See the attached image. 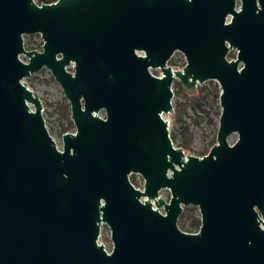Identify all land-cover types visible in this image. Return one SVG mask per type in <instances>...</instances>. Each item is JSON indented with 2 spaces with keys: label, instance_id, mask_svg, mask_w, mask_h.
Wrapping results in <instances>:
<instances>
[{
  "label": "water",
  "instance_id": "1",
  "mask_svg": "<svg viewBox=\"0 0 264 264\" xmlns=\"http://www.w3.org/2000/svg\"><path fill=\"white\" fill-rule=\"evenodd\" d=\"M259 3L0 0V264H264ZM43 67L69 103L61 145L24 80ZM174 80L188 94L217 82L205 153L170 137Z\"/></svg>",
  "mask_w": 264,
  "mask_h": 264
},
{
  "label": "rangeland",
  "instance_id": "2",
  "mask_svg": "<svg viewBox=\"0 0 264 264\" xmlns=\"http://www.w3.org/2000/svg\"><path fill=\"white\" fill-rule=\"evenodd\" d=\"M25 46L38 47L41 42L39 34H24ZM172 61L173 66H183L185 59L180 51H174L173 55L169 59ZM26 84L34 90L38 96L44 101L43 112L50 130L56 140L60 143L59 136L57 134L58 126L63 123V118L59 115L56 110L57 104L60 103L63 98H65L60 85L54 80L50 72L46 68H42L39 71L32 74L29 78H24ZM175 80L173 81V91H176ZM217 84L214 80H206L201 85V95L199 108L195 103H192L182 97H179L173 93L172 98L173 113L178 109L177 102H184L186 104L185 111L181 115L183 124L174 119L173 113L168 114L167 117L170 118V137L181 143L182 142V125L187 126L188 132L191 137L189 144V150L187 152H207L208 149L213 144V138H215L217 125H218V115L220 107L218 101H215L212 94L210 93V88ZM197 92V89H196ZM195 92V93H196ZM67 101V99L65 98ZM208 112L206 114L202 111ZM183 218L178 220V224L184 228H190L192 223L199 219V211L197 206L186 205L182 210ZM99 240L108 248H111V240L109 238V230L105 224L101 225L100 238Z\"/></svg>",
  "mask_w": 264,
  "mask_h": 264
},
{
  "label": "trees",
  "instance_id": "3",
  "mask_svg": "<svg viewBox=\"0 0 264 264\" xmlns=\"http://www.w3.org/2000/svg\"><path fill=\"white\" fill-rule=\"evenodd\" d=\"M37 3H41V2H52L54 0H36ZM41 47V42L38 45V47L36 48H40ZM28 48H35V47H28ZM234 56L233 53H229L228 57L232 58ZM168 63L172 64V61H168ZM175 85H176V91L175 94L179 97H182L192 103H195L199 108L201 107L200 104V98L202 97L201 95V91L202 88L201 87H197V92L194 94H188L185 92V90L183 89L182 85L180 84L179 81L175 80ZM210 93L212 94L213 98L215 101H218V94H219V88L217 84H214L211 88H210ZM178 105V109L174 111L173 116L174 119L179 121L181 124H183V121L181 119V115L182 113L185 111L186 108V104L184 102H177ZM56 110L58 111L59 115L68 122L67 126H63V123H60L61 125V133L67 131L69 126H72V120L70 118V111H69V103L65 100V98H63V100L57 104ZM203 112H205L206 114H208V112H206L205 110L202 109ZM217 115H219V112L217 113ZM182 142L180 144H178V146H181L184 150H189V144L191 141V137L190 134L188 132L187 126L182 125ZM215 142V138H213V143ZM212 145V144H211ZM205 153V152H204ZM131 181L133 183H136L134 181L133 178H130ZM183 218V213L181 212L178 220H181ZM199 219H197L196 221H194V223H192V225L190 226V228L185 229L186 231L189 232H193L196 231L198 229L199 226Z\"/></svg>",
  "mask_w": 264,
  "mask_h": 264
},
{
  "label": "flooded vegetation",
  "instance_id": "4",
  "mask_svg": "<svg viewBox=\"0 0 264 264\" xmlns=\"http://www.w3.org/2000/svg\"><path fill=\"white\" fill-rule=\"evenodd\" d=\"M254 2H255V5L258 8L261 6L260 3H259V0H254ZM240 5H241V0H234V8L235 9H238L240 7ZM69 69H71V68H69ZM150 72L153 73V74H157L158 73V69L157 68H150Z\"/></svg>",
  "mask_w": 264,
  "mask_h": 264
},
{
  "label": "built area",
  "instance_id": "5",
  "mask_svg": "<svg viewBox=\"0 0 264 264\" xmlns=\"http://www.w3.org/2000/svg\"><path fill=\"white\" fill-rule=\"evenodd\" d=\"M174 53V52H173ZM173 55V54H172ZM173 85V82H172V84H171V86ZM173 93H174V91H173ZM67 124H68V122L66 121V120H64L63 119V126H67ZM61 125H59L58 126V131H57V134H58V136H59V139H60V141H61V135L64 133V132H62L61 133ZM67 129H74V125H73V123H72V126H69Z\"/></svg>",
  "mask_w": 264,
  "mask_h": 264
}]
</instances>
